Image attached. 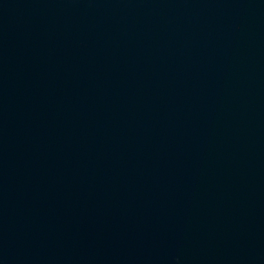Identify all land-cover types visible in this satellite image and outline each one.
Instances as JSON below:
<instances>
[{
	"label": "water",
	"instance_id": "1",
	"mask_svg": "<svg viewBox=\"0 0 264 264\" xmlns=\"http://www.w3.org/2000/svg\"><path fill=\"white\" fill-rule=\"evenodd\" d=\"M0 264H264V0H0Z\"/></svg>",
	"mask_w": 264,
	"mask_h": 264
}]
</instances>
